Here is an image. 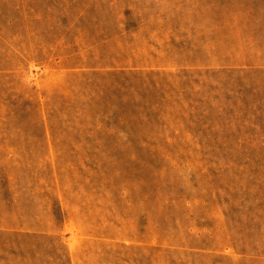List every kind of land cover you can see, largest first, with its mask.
<instances>
[{
	"label": "rangeland",
	"instance_id": "374dc122",
	"mask_svg": "<svg viewBox=\"0 0 264 264\" xmlns=\"http://www.w3.org/2000/svg\"><path fill=\"white\" fill-rule=\"evenodd\" d=\"M0 264H264V0H0Z\"/></svg>",
	"mask_w": 264,
	"mask_h": 264
}]
</instances>
